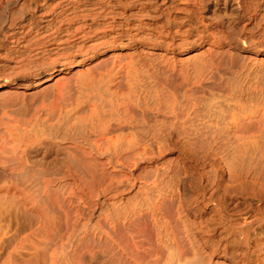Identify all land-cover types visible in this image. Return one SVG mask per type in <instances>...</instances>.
<instances>
[{
    "label": "bare ground",
    "instance_id": "bare-ground-1",
    "mask_svg": "<svg viewBox=\"0 0 264 264\" xmlns=\"http://www.w3.org/2000/svg\"><path fill=\"white\" fill-rule=\"evenodd\" d=\"M15 3L0 0V41L10 47L7 33L24 36L1 32L15 24ZM45 9L44 23L63 13L82 21L78 30L98 22L104 39L93 49L114 55L94 66L86 53L49 63L35 92L56 78L57 95L27 112L18 109L24 92L1 81L11 72L0 71V142L9 146L0 153V264L65 263L62 253L47 259L49 243L93 233L120 248L152 239L143 253L125 251L126 264H231L219 259L228 254L263 264V232L252 237L239 203L264 218V0H57ZM73 68V84H62L56 76ZM63 93L81 99L82 113L68 116Z\"/></svg>",
    "mask_w": 264,
    "mask_h": 264
},
{
    "label": "rangeland",
    "instance_id": "rangeland-1",
    "mask_svg": "<svg viewBox=\"0 0 264 264\" xmlns=\"http://www.w3.org/2000/svg\"><path fill=\"white\" fill-rule=\"evenodd\" d=\"M24 1V2H23ZM49 1V4H48V7H49V5H50V7L48 8L47 7V4H46V9L44 8V6H40L39 8H37V10H36V8H34L33 7V5L31 4V2H30V0H16V3L11 7V9H10V12H9V17L10 18H13V16H14V25L13 26H11V25H8V23L10 24V21L8 20L7 22H6V24L2 27V29H1V32H3V33H7V32H9V31H11L12 30V28H13V30L14 31H18V32H20V33H24V36H22L23 38H20V39H18V37H17V41H16V36H13V32H10L9 34L7 33L6 35H8L9 36V39H12L13 37H14V39L13 40H15V42H17V43H15L14 45H13V47L11 46H7V45H5V44H3L1 41H0V65H2V63H3V69L2 70H0L1 71V73L3 72V73H5L7 76H8V73H6V71L7 72H11L10 73V75L8 76L9 78H5L6 79V81H5V79L4 78H2L1 79V81H2V83L3 84H5L8 88H10V89H12L13 88V90H15V88H16V90L17 91H19L18 93H20V92H24V94H22V95H24V100H23V102H24V105H18V106H20V108L18 107V109H20V111L22 110V108H21V106H23V109H25L26 110V112H27V110L28 109H30V110H33V107H35V105L34 104H36L37 102V104L38 105H40V104H42L41 103V101L43 102V103H47V101H52V99H54V97H56V95H57V90H56V88H55V85H54V82L56 81V78H51L48 82H50V83H48L49 85H50V88H51V86H52V89H50V88H48V89H46L45 88V90H43V93H39L40 91H38V92H35L36 91V89H37V84L35 83V81H36V78H38L39 76L37 75L38 73H39V75L41 76V77H46V76H48L47 74L49 73V71H46V69H48V66L49 65H51V64H49V63H52V62H57V61H59V59H61V60H71V59H75L76 57L79 59V58H81L82 56H84L85 55V53H86V55H88L89 57H88V64L91 66H94L95 64H97L99 61H101V62H104L103 60H105L106 62H107V60H108V62L109 61H111L112 59H113V55H114V53L112 52V51H110V50H108V49H103L102 51L101 50H97L96 51V49H93V43H92V41L94 42V39H97V40H95V41H101V39H98V38H103L104 39V37H103V33H102V30H101V28H98L100 31H96V29H97V24H98V22L95 24V21H91L92 19H87V22H88V24L83 28V29H80V30H78V26H79V24L82 22V21H76V22H78V23H76V22H73V23H67L66 21V19H65V14L63 13L62 15L61 14H59V15H61V16H59V15H57V16H55L54 18H52L49 22H47V23H44L41 19H39V17L42 15V14H46L47 12H45L44 13V10L42 11V10H40V9H45L46 11H48V9H50L51 7H53V3H55V1H57V0H48ZM48 3V2H47ZM57 3V2H56ZM52 4V5H51ZM11 13H12V17H11ZM38 15H37V14ZM28 14V15H27ZM16 16V17H15ZM33 16V17H32ZM16 19V20H15ZM63 19V20H62ZM54 21V22H53ZM58 21H59V23H58ZM64 23H63V22ZM60 22H62L61 24H60ZM76 23V26L74 25ZM94 23V24H93ZM57 24H59V25H57ZM64 26H63V25ZM77 24H78V26H77ZM17 25V26H16ZM29 25V26H28ZM57 25V26H56ZM95 25V26H94ZM46 26V27H45ZM65 26H66V28H65ZM88 26V27H87ZM8 27V28H7ZM17 27V28H16ZM30 27H32V28H30ZM37 27V28H36ZM91 27V28H90ZM19 28V29H18ZM27 28V29H26ZM31 29V31H28V30H30ZM42 30H41V29ZM20 29H22V31L20 30ZM50 29H53V31L52 30H50ZM87 30V31H85V30ZM95 29V30H94ZM12 30V31H13ZM25 32H24V31ZM27 30V31H26ZM47 30V31H46ZM60 30V31H59ZM45 32V33H44ZM48 32V33H47ZM58 32V33H57ZM60 32V33H59ZM90 32H93V33H90ZM25 33H27V34H25ZM42 33V34H41ZM51 33H53V34H55V35H53V34H51ZM87 33V34H86ZM90 33V34H89ZM97 33V34H96ZM12 34V35H11ZM33 34V35H32ZM92 34V35H91ZM100 35V37H98V36H96V35ZM40 35V36H39ZM41 35H44V36H41ZM57 35V36H56ZM87 35H89L88 37H87ZM93 35H95L96 36V38H95V36H93ZM86 38H85V37ZM45 37V38H44ZM92 37V38H91ZM44 38V39H43ZM52 38H53V40H52ZM83 38V39H82ZM87 38H88V40H87ZM29 39V40H28ZM38 39V40H37ZM41 39V40H40ZM49 39H51V40H49ZM55 39H58V41L57 40H55ZM55 40V41H54ZM60 40V41H59ZM85 40V41H84ZM36 41V42H35ZM37 41H40V42H37ZM50 41V42H49ZM98 41V42H99ZM46 42V43H45ZM87 42V43H86ZM98 42H94V43H98ZM44 43V44H43ZM37 44V45H36ZM50 44V45H49ZM65 44V45H64ZM86 44V45H85ZM41 45V46H40ZM68 45H70V47L68 48ZM17 46V47H16ZM36 48H34V47ZM39 46V47H38ZM73 46V47H72ZM79 46H81L82 48H83V50L82 51H80L79 49H77V48H79ZM88 46V47H87ZM43 47V48H42ZM48 47V48H47ZM71 47H72V49H71ZM51 48V49H50ZM52 48H53V50H52ZM55 48V49H54ZM60 48H62V49H60ZM66 48V49H65ZM68 48V49H67ZM95 48V47H94ZM38 49V50H37ZM41 49H43L44 51H46V52H44V51H42ZM46 49V50H45ZM70 49V50H69ZM12 50V51H11ZM67 50V51H66ZM79 50V51H78ZM95 50V51H94ZM119 50V49H118ZM39 51V52H38ZM54 51V52H53ZM65 51V52H64ZM73 51V52H72ZM94 51V52H93ZM38 52V53H37ZM56 52V53H55ZM59 52H60V54H62V56L59 54ZM71 52V53H70ZM96 52V53H95ZM119 52H120V50H119ZM40 53V54H39ZM42 53L45 55H42ZM47 53V54H46ZM52 53V54H51ZM58 53V54H57ZM111 53V54H110ZM17 54V55H16ZM37 54H39V56L37 55ZM49 54V55H48ZM16 55V56H15ZM22 55V56H21ZM47 55V56H46ZM53 55V56H52ZM24 56H26V57H24ZM42 56V57H41ZM55 56H57V57H55ZM58 56H61V57H59L58 58ZM19 57H20V59H19ZM44 57V58H43ZM49 57H52V59L50 58L49 59ZM65 57V58H64ZM15 58H17V59H15ZM21 58H22V60H21ZM41 58V59H40ZM55 58V59H54ZM76 58V59H77ZM24 59V60H23ZM39 61H38V60ZM45 59V60H44ZM47 59H49L51 62H49ZM57 59V60H56ZM98 59V60H97ZM28 62H27V61ZM41 60L43 61L42 63H41ZM52 60H55V61H52ZM60 60V61H61ZM4 61V62H3ZM35 61V62H34ZM38 61V62H37ZM98 61V62H97ZM20 64H19V63ZM93 62V63H92ZM94 62H96V63H94ZM27 63H28V66H27ZM45 63V64H44ZM42 64V65H41ZM49 64V65H48ZM5 65H7V67H5L4 68V66ZM30 65H31V67H30ZM46 66V68H45V66ZM9 66V67H8ZM13 68H12V67ZM33 66V67H32ZM44 66V67H43ZM22 67H24V68H22ZM36 67H39V69H40V67H42L40 70H33L34 68H36ZM7 68H9V69H7ZM13 70H12V69ZM19 70H18V69ZM18 70V71H16L15 72V70ZM23 69V70H22ZM26 69H27V71H26ZM43 69H45V70H43ZM4 70H5V72H4ZM10 70V71H9ZM24 72L23 74H22V72ZM29 71V72H28ZM65 71V72H64ZM72 71H74V73H75V69L73 68V69H68V70H63L62 72H60L59 74H58V76H56V77H60V82L62 83V84H64V85H67V83H69L68 85H70L71 83L73 84V82H72V79H71V77L73 76L74 77V75H72ZM19 72H21V73H19ZM12 73H14V74H12ZM18 75H17V74ZM20 74V75H19ZM42 74V75H41ZM70 74V75H69ZM34 75H36V76H34ZM72 75V76H71ZM11 76V77H10ZM15 78H14V77ZM26 76V77H25ZM65 76H66V78H65ZM67 77H69L70 79H71V81H70V79L69 78H67ZM72 77V78H73ZM14 79V80H13ZM65 79H67V80H65ZM64 80H65V82H64ZM69 80V81H68ZM8 81V83H6ZM10 81V82H9ZM12 81V82H11ZM29 81V82H28ZM30 83L31 85H29L28 87H27V85H26V83ZM22 83V84H21ZM33 84V85H32ZM20 85V86H19ZM25 85V86H24ZM24 86V87H23ZM2 87H5V86H2ZM51 90V93H48V92H50V91H48V90ZM54 89V90H53ZM0 90H1V88H0ZM12 90V92H13V94H14V91ZM34 90V91H33ZM53 90V91H52ZM71 91V90H70ZM68 92V93H71V92ZM37 95H35L34 93ZM42 92V91H41ZM55 92V93H54ZM32 93H33V95L35 96L34 98L33 97H31L32 96ZM44 93H45V95H44ZM49 94L50 96H48V95H46V94ZM64 93H66V91H64ZM64 93H63V96H64ZM53 94V95H52ZM56 94V95H55ZM14 95H16V94H14ZM55 95V96H54ZM66 95H68V94H65V98H67V100H65V98H64V100H62L65 104H66V107H67V109L68 108H70V109H68V110H70V111H67V113L69 114H65V116L66 115H68L69 117L70 116H76V114L77 115H79L80 113H82V111L84 110H82V108H81V105H82V102L81 101H76V100H81V99H75L74 97H72V98H68V97H70V96H68V97H66ZM49 97V100H48V97ZM54 96V97H53ZM14 97H16V96H14ZM46 97V98H45ZM21 98V97H20ZM20 98H17V99H20ZM23 98H21L20 100L22 101V99ZM17 99H16V102H20V103H23V102H21L20 100H18L17 101ZM27 101H29V102H27ZM33 101V102H32ZM76 101V102H75ZM16 102H15V104H16ZM32 102V103H31ZM39 102H40V104H39ZM77 102H79V103H77ZM80 102H81V104H80ZM76 103V104H75ZM36 104V105H37ZM79 104H80V106H79ZM17 105H15V106H12V107H14V108H16V110H18L17 109ZM30 105V106H29ZM32 105H33V107H32ZM75 105V106H74ZM28 106V107H27ZM41 106V105H40ZM79 107L78 109H77V107ZM27 107V108H26ZM29 107H32V108H29ZM77 109H75V108ZM83 107V106H82ZM12 110L13 111H15V109H13L12 108ZM24 110V111H25ZM79 111V112H78ZM81 111V112H80ZM28 112H31V111H28ZM43 113L44 112H42V115H43ZM45 116H46V114H45ZM44 117V116H43ZM0 126H1V124H0ZM11 126V125H10ZM9 126V128H11ZM2 127V126H1ZM15 127L13 126L12 127V129H14ZM2 129L0 128V131H1ZM14 131H17V129L15 128L14 129ZM1 139V138H0ZM2 142V141H1ZM0 142V146H1V148H0V153L2 154V152L1 151H4V150H6V147H7V150L9 149L8 147L9 146H7V145H1L2 143ZM3 147V148H2ZM5 148V149H4ZM7 150H6V152H7ZM174 155H176V154H174ZM148 167H150L149 165L147 166V164H145V169H147V171H148ZM152 167V166H151ZM150 167V168H151ZM150 168H149V170H150ZM241 200H242V198H241ZM239 205H241V206H239V208L243 211L242 213H243V217L240 219V221L241 222H243V224H247V223H249V225H250V227L253 229V231H252V229L250 228V233H251V235H252V237H255V236H259V235H264V218H257V216H259L258 214L257 215H255L256 213H257V211H255V210H253V209H255L254 207L252 208H250V204L248 203V202H246V203H243L242 201H241V203H239ZM246 207H249V208H246ZM246 209H251V211H248V210H246ZM246 211V212H245ZM255 211V212H254ZM247 212H248V214H247ZM253 212V214H250V213H252ZM250 214V215H249ZM249 215V216H248ZM253 216H256V217H253ZM93 220V219H92ZM95 220V219H94ZM93 220V221H94ZM95 222V221H94ZM94 222H90V225H89V228H91V234H92V230H93V226H96L95 225V223ZM105 229H108V227L105 225V227H104ZM262 229V230H261ZM125 230L123 229V228H121L120 227V231L118 230V232H124ZM252 231V232H251ZM254 232V233H253ZM259 232H263L262 234H260ZM97 236V237H96ZM88 237H90V238H88ZM87 238H86V240L84 239V241L82 240V241H78V240H75V239H73V240H71V241H69V242H66V243H64L63 244V246L61 245V243H58V242H56V241H54V242H56L55 244H54V242H50L49 244V248H48V252H47V259H48V257H50L54 252H55V254H57V255H61V253H62V255H63V257L59 260V261H61V260H63L65 263H58V264H66V263H68V264H126L127 263V260H126V257H125V251L126 252H132V253H135V252H137V249H139L145 242H146V244H147V241H149L150 243H152V239H150V238H147V239H145L144 240V237H143V239H142V237H140V238H137V239H135V240H137V242H138V245L140 246V241L142 240V242H143V244H142V242H141V246L140 247H136L135 246V244L132 242V240H121L120 241V246H121V248L119 247V246H117L116 244V246L112 243V242H110L109 243V241H107L106 239H104V237L101 239V238H99V236L98 235H96V234H94L93 233V237H92V235H90V236H88ZM125 241V242H124ZM148 242V243H149ZM122 243H124V244H122ZM149 243V244H150ZM113 244V245H112ZM145 244V245H146ZM149 244H147V245H149ZM144 245V246H145ZM125 246V247H124ZM137 248V249H135V247ZM52 247V248H51ZM132 247V248H131ZM146 247H148V246H146ZM145 247V248H146ZM120 248V249H119ZM124 248V249H123ZM131 249L130 251H129V249ZM144 247H141L140 249V251H139V253L141 252V253H143L144 252V250H142ZM144 248V249H145ZM6 249H7V247H6ZM136 250L135 252H133L132 250ZM55 250V251H54ZM73 250V251H72ZM82 250V251H81ZM121 250V251H120ZM124 250V251H123ZM52 251V252H51ZM70 254V255H69ZM146 255H145V257H146V259H148V260H146L147 262H149L150 261V256H149V254L148 253H145ZM54 255V254H53ZM74 255L75 256H77V257H74ZM124 255V256H123ZM148 256V257H147ZM69 257H72L73 259L74 258H76L77 260H78V257H80V259H79V262L78 261H76V259H72V260H70V258ZM66 258H68V260H66ZM123 260V262L122 261H120V260ZM219 259H221V260H224V262H230L231 264H233V261H234V258L231 256V254H228L225 258H219ZM71 262H70V261ZM62 261V262H63ZM69 261V262H68ZM75 261V262H74ZM74 262V263H73ZM120 262V263H119ZM122 262V263H121ZM151 262H152V258H151ZM234 264H236V263H234ZM260 264V263H259ZM264 264V263H263Z\"/></svg>",
    "mask_w": 264,
    "mask_h": 264
}]
</instances>
